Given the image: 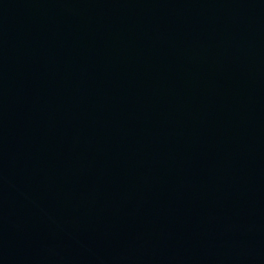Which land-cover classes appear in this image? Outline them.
Segmentation results:
<instances>
[{"label": "water", "instance_id": "1", "mask_svg": "<svg viewBox=\"0 0 264 264\" xmlns=\"http://www.w3.org/2000/svg\"><path fill=\"white\" fill-rule=\"evenodd\" d=\"M0 264H264V0H0Z\"/></svg>", "mask_w": 264, "mask_h": 264}]
</instances>
